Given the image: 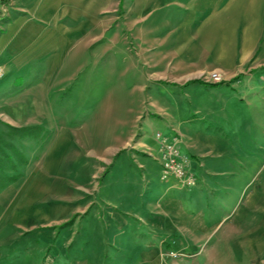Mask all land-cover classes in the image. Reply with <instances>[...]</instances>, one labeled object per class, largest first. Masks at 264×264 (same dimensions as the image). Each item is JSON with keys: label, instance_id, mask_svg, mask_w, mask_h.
Listing matches in <instances>:
<instances>
[{"label": "rangeland", "instance_id": "1", "mask_svg": "<svg viewBox=\"0 0 264 264\" xmlns=\"http://www.w3.org/2000/svg\"><path fill=\"white\" fill-rule=\"evenodd\" d=\"M183 1L0 0V264H134L149 241L159 243L147 229L160 217L126 212L137 199L151 212L149 199L179 188L160 180L154 134L172 137L177 122L159 108L190 116L192 106L216 99L205 83L224 79L204 73L183 91L165 78L183 48L175 26ZM255 95L244 98L264 108ZM239 103L232 110L263 116ZM254 123L247 136L229 134L231 159L256 171L264 121ZM189 155L196 182L181 197L212 198L197 185L207 160ZM128 186L140 194L131 203Z\"/></svg>", "mask_w": 264, "mask_h": 264}, {"label": "crops", "instance_id": "2", "mask_svg": "<svg viewBox=\"0 0 264 264\" xmlns=\"http://www.w3.org/2000/svg\"><path fill=\"white\" fill-rule=\"evenodd\" d=\"M183 3L175 25L183 48L170 62L176 64L175 71L165 78L183 87V91L189 89L186 85L192 80H201L204 73L221 72L224 79L207 82L217 83L211 85L216 90V99L213 104L192 106L190 116L179 118L178 110L159 108V111L172 123L177 122L174 132L180 136L181 150L189 157L194 154L207 160L208 168L199 176L197 185L200 192L204 190L213 197L184 199L187 197L184 189L167 187L156 198L149 199L151 212L139 210L137 199L136 207L126 212L132 211L138 220L147 215L160 217L147 231L161 239L157 244L149 241L133 263L238 264L241 260V264H264V179H260L264 161L255 171L231 159L233 145L230 147V134L241 130L247 136L255 120L264 121V113L256 118L254 110L251 114L232 110L237 109L239 102L251 109L264 110L256 100L244 98L257 94L255 98L264 101V96L260 98L261 92L264 94V0ZM34 84L40 87L43 83ZM208 93L212 94L211 90ZM241 148L248 150V146ZM258 149L264 150L259 146ZM139 166L141 163L138 169H145ZM205 175L230 180L222 183L212 179L214 186L207 184ZM147 185L145 182L143 189L150 191ZM128 187L130 192L125 195L131 203L140 194ZM168 193L174 195L166 198ZM211 202L217 208L212 209ZM235 253L241 254L237 261L232 255Z\"/></svg>", "mask_w": 264, "mask_h": 264}, {"label": "built area", "instance_id": "3", "mask_svg": "<svg viewBox=\"0 0 264 264\" xmlns=\"http://www.w3.org/2000/svg\"><path fill=\"white\" fill-rule=\"evenodd\" d=\"M1 75V72H0ZM215 79H218L215 76ZM154 137L159 145L162 181L173 180L180 189L190 188L196 182V176L190 170V157L181 150V140L173 133L172 137L157 131Z\"/></svg>", "mask_w": 264, "mask_h": 264}, {"label": "trees", "instance_id": "4", "mask_svg": "<svg viewBox=\"0 0 264 264\" xmlns=\"http://www.w3.org/2000/svg\"><path fill=\"white\" fill-rule=\"evenodd\" d=\"M191 82H201V80H192ZM203 83H205V82H203ZM205 84H208V85H217V83H213V84H211V83H205ZM13 129H15V130H17V131H22L23 132V134H26L28 131H29V129L30 128H27V127H13ZM38 129V128H37ZM8 157V156H7ZM14 165V164H13ZM13 167V166H12ZM15 176V175H14ZM14 176H9L8 177V182H13L15 179H16V177H14Z\"/></svg>", "mask_w": 264, "mask_h": 264}]
</instances>
